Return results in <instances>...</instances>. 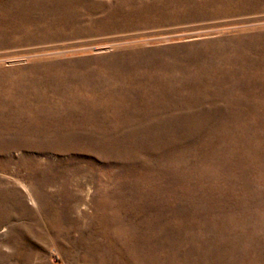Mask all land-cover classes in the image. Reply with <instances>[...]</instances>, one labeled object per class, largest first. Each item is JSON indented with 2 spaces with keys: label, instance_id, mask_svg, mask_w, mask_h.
<instances>
[{
  "label": "rangeland",
  "instance_id": "1",
  "mask_svg": "<svg viewBox=\"0 0 264 264\" xmlns=\"http://www.w3.org/2000/svg\"><path fill=\"white\" fill-rule=\"evenodd\" d=\"M0 264H264V0H0Z\"/></svg>",
  "mask_w": 264,
  "mask_h": 264
}]
</instances>
